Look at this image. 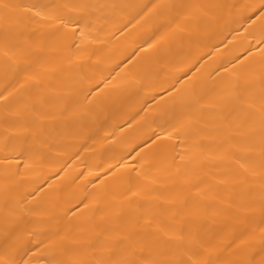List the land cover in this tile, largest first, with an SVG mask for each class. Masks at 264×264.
Segmentation results:
<instances>
[{
  "label": "bare ground",
  "instance_id": "bare-ground-1",
  "mask_svg": "<svg viewBox=\"0 0 264 264\" xmlns=\"http://www.w3.org/2000/svg\"><path fill=\"white\" fill-rule=\"evenodd\" d=\"M0 264H264V0H0Z\"/></svg>",
  "mask_w": 264,
  "mask_h": 264
}]
</instances>
